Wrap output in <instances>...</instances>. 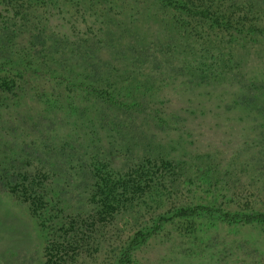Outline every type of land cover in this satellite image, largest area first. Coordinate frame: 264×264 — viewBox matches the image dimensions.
Listing matches in <instances>:
<instances>
[{
    "label": "rangeland",
    "instance_id": "rangeland-1",
    "mask_svg": "<svg viewBox=\"0 0 264 264\" xmlns=\"http://www.w3.org/2000/svg\"><path fill=\"white\" fill-rule=\"evenodd\" d=\"M108 1L112 8L103 5V10L95 14L100 32L93 29L85 35L75 34L74 38L59 37L55 28L42 29L38 34L23 28V35L18 29L17 37L14 29L20 21L5 18L4 24L0 21V59L17 57L13 49L19 43L35 45L36 55L46 51L51 58L74 71L85 68L90 75V69L98 67L99 71L115 73V79L120 82L149 88L147 93L132 89L131 96L142 104L155 101L153 109L156 111L149 112L147 107L140 112L135 109L137 113L114 109L115 114L112 107L102 106L91 108L82 119L83 123L90 117H101L105 121L104 130H100L98 136L104 149L115 155L113 165L126 169L138 164L144 155L152 154L183 161L187 166L185 173L190 177L199 175L209 165L212 178L225 180V186L231 190L243 191L250 207L264 210V112L259 111L264 108V45L250 42L246 52L236 48V52H244L237 69L223 76L213 72L209 77H201L192 66H186L189 46L178 43L187 32L180 33L170 19L172 16L163 17L162 10L152 6L154 1ZM217 2L225 6L248 2L254 9H263L261 16L264 17V0ZM44 11L39 4L36 9L39 25L45 23L41 18L42 14L45 16ZM168 13L179 14L183 19L187 17L183 12ZM69 14L76 16L72 10ZM227 33L220 31L218 41L221 36V42L226 40ZM100 37H104V41L99 42ZM52 65L62 72L66 70L58 66V62ZM1 97L0 92V149L4 144L9 148L16 144L20 148L21 143L13 134L19 135L25 145H38L40 140L48 141L49 136L54 135L58 140L53 143L59 148L68 133L60 114L38 113L40 106L27 95L21 96L20 107L16 109L11 100H2V104L8 106L3 109ZM29 115L33 116L32 120ZM31 121L36 127L31 126ZM111 121L117 124L115 130ZM77 125L76 139L70 144L71 149L80 151L78 142H88L91 135L89 125L84 128L79 121ZM105 133L111 136L108 140L112 144L103 138ZM68 151L69 148H65L64 152ZM51 155L58 157L59 152ZM88 177L80 173L76 181ZM257 195L262 201H257ZM65 197L72 204L69 210L74 211L79 199L76 191L71 189ZM253 201L257 203L251 204ZM90 212L91 221L86 219L84 227L79 228L80 236H96L101 244L83 241L78 253L75 250L69 256V251L57 248V243H44L24 204L0 192V264L108 263V253L103 246L112 234L111 228L116 222L117 227H124L123 222L125 226H132L134 221L129 211L120 210V219L115 217L112 223L107 222L109 217L101 220L100 215ZM202 224H205L203 220L195 219L166 225L158 236L150 238L135 252L137 264H264V228L218 225L204 233H185L197 230Z\"/></svg>",
    "mask_w": 264,
    "mask_h": 264
},
{
    "label": "trees",
    "instance_id": "trees-1",
    "mask_svg": "<svg viewBox=\"0 0 264 264\" xmlns=\"http://www.w3.org/2000/svg\"><path fill=\"white\" fill-rule=\"evenodd\" d=\"M152 1V6L162 10L163 17L172 16L169 18L174 20L173 25L179 27L180 33L187 32L188 35L184 39L181 37L178 43L189 46L186 66H192L201 77H209L213 72L223 76L237 69L242 63L241 54L244 52H236V48L237 51L244 49L246 52L250 42L264 45L263 9H254L248 2L225 6L218 0ZM0 2L3 3L0 5V21L3 24L4 19L10 17L20 21L15 32L20 29L23 35L22 30L25 28L30 33L38 34L42 29L52 31L55 28L61 38H74L93 29L98 30L95 14L103 10V5L112 8L108 0ZM39 4L45 9V16H41L44 25L38 23L36 9ZM71 10L76 16H70ZM169 11L183 12L187 17L183 19L179 14L170 15ZM220 31L228 32V38L222 42L223 36L218 41ZM16 35L18 37L17 32ZM103 38L100 37L99 42L104 41ZM219 42L225 48H221ZM173 46L177 48V45ZM35 48V45L19 43L13 49L17 57L0 59L1 106L7 109L8 106L2 104V100L9 99L16 109L20 107L21 96L27 95L40 106L38 113L43 112L47 116L60 114L68 133L61 139L59 148L53 143L58 140L54 135L49 136L48 141L40 140V145H25L19 135L17 138L13 134L21 146L17 148L15 144L9 148L4 144L3 149H0V192L4 191L24 204L45 244L50 241L57 243V248H66L69 256L75 250L78 253L83 241L100 245L96 236H80L79 228L84 227L86 219L91 221L88 215L90 211L100 215L98 218L101 220L104 219L102 217H109V223L115 217L120 219V210L129 211L134 221L132 226H125L123 222L124 227H117L116 222L111 228L112 234L103 246L109 257L106 264H137L135 252L150 238L158 236L168 224L195 219L205 223L197 230L185 233H204L218 225L228 228H264V210L250 207L245 202L243 191L231 190L225 186V180L212 178L209 165L203 171L200 169L202 172L198 169L199 175L190 177L185 173L187 166L183 161L149 154L132 167H115V155L111 150L104 149L102 139L98 136L100 130H104L105 121L101 117H90L83 123L82 119L91 108L95 110L102 106L112 107L109 109L115 114V110L137 113L135 109L140 112L146 107L149 112L156 111L153 109L155 101L142 104L131 96L132 89L138 88L142 93H147L149 88L120 82L115 79V73L111 75L108 70L99 71L98 67L91 68L90 75L85 68L74 71L58 59L51 58L46 51L43 55L39 52L36 55ZM57 62L58 66L66 69L65 72L52 65ZM260 110L264 112L263 107ZM32 117L29 115L30 120ZM77 121L84 128L89 125L91 135L88 142H78L80 151L71 149L73 147L70 144L76 139ZM110 124L115 130L117 124L113 121ZM31 126L36 127V124L31 121ZM110 137L108 133L103 136L108 144H112L108 140ZM65 148H69L67 153L64 152ZM52 152H59L58 157L52 156ZM80 173L87 174L88 179L76 181ZM71 189L79 197L76 204L81 207L80 210L78 206L74 211L69 210L72 204L68 203L65 193ZM256 199L262 201L259 195Z\"/></svg>",
    "mask_w": 264,
    "mask_h": 264
}]
</instances>
